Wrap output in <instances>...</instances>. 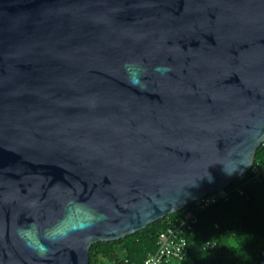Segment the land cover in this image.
Wrapping results in <instances>:
<instances>
[{"label":"water","instance_id":"obj_1","mask_svg":"<svg viewBox=\"0 0 264 264\" xmlns=\"http://www.w3.org/2000/svg\"><path fill=\"white\" fill-rule=\"evenodd\" d=\"M263 143L264 0H0V264H90Z\"/></svg>","mask_w":264,"mask_h":264},{"label":"trees","instance_id":"obj_2","mask_svg":"<svg viewBox=\"0 0 264 264\" xmlns=\"http://www.w3.org/2000/svg\"><path fill=\"white\" fill-rule=\"evenodd\" d=\"M254 167L264 172V145L257 150ZM251 173L248 172L227 188L232 190L228 200H221L201 212L198 224L188 235L193 242L199 239L210 241L227 231L247 233L250 240L244 254L237 255L219 245L200 250L191 244L185 264H264V177L257 183L245 185L243 194L234 190ZM194 207L195 204L118 241L92 245L90 264H143L156 251L160 233L182 221Z\"/></svg>","mask_w":264,"mask_h":264},{"label":"built area","instance_id":"obj_3","mask_svg":"<svg viewBox=\"0 0 264 264\" xmlns=\"http://www.w3.org/2000/svg\"><path fill=\"white\" fill-rule=\"evenodd\" d=\"M251 171V175L242 180L238 187L234 189L235 191L243 194L245 185L257 183L264 177V172L258 168L253 167ZM231 193L232 190L225 189L198 201L191 213L186 215L182 221L168 226L166 230L160 233L156 251L146 258L143 264H185L191 250V244L200 250L211 248V245H206L209 240L199 239L191 242L188 235L194 231L195 225L198 224V217L201 212L221 200H228ZM128 264L136 263L129 262Z\"/></svg>","mask_w":264,"mask_h":264},{"label":"clouds","instance_id":"obj_4","mask_svg":"<svg viewBox=\"0 0 264 264\" xmlns=\"http://www.w3.org/2000/svg\"><path fill=\"white\" fill-rule=\"evenodd\" d=\"M249 240L250 235L247 233L227 231L219 237L212 238L206 245H211V248H216L219 245V247L225 248L237 255H242Z\"/></svg>","mask_w":264,"mask_h":264}]
</instances>
